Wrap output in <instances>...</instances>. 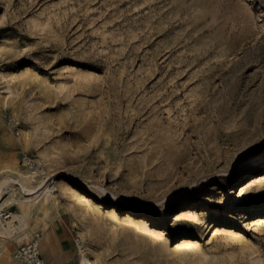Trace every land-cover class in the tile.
<instances>
[{
	"label": "rangeland",
	"instance_id": "374dc122",
	"mask_svg": "<svg viewBox=\"0 0 264 264\" xmlns=\"http://www.w3.org/2000/svg\"><path fill=\"white\" fill-rule=\"evenodd\" d=\"M259 151L264 0H0V264H264Z\"/></svg>",
	"mask_w": 264,
	"mask_h": 264
},
{
	"label": "bare ground",
	"instance_id": "6f19581e",
	"mask_svg": "<svg viewBox=\"0 0 264 264\" xmlns=\"http://www.w3.org/2000/svg\"><path fill=\"white\" fill-rule=\"evenodd\" d=\"M264 151H259L257 153H254L252 154L251 156L245 158L241 164L239 165L238 167V181H241V180H244V177L246 175V173L248 171H250V169H248L250 166L252 165H255L256 167L260 166L263 162H264V154H263ZM42 154V153H40ZM43 156V155H42ZM45 156V155H44ZM248 169V170H247ZM254 169V168H253ZM70 177L72 179H74V177L72 175H70ZM69 180V179H68ZM49 181V180H48ZM48 181H44L43 183H41L39 185V187L36 189V186L35 187H28L27 190L32 192V193H37L39 190H41L40 192H47L49 193L50 191L52 192V189L54 188V186L52 185V183H48ZM65 182V181H63ZM65 184V183H63ZM69 184V183H68ZM67 183L65 185H68ZM85 186V185H84ZM89 187V185H86ZM63 187H65L63 185ZM70 187V186H69ZM67 187V188H69ZM90 188V187H89ZM64 189V188H63ZM62 189V190H63ZM105 190V189H104ZM93 191V190H92ZM64 192H67V189H64ZM79 192V191H78ZM106 194H111L109 193V191H105ZM46 194V193H45ZM97 197L98 200H106L105 196L102 194V193H94ZM33 195V194H32ZM39 195V193H38ZM42 196V195H41ZM48 196V195H47ZM95 197V198H96ZM35 198V197H34ZM121 198H118V197H115V201H113V203L117 204V205H121L123 204L122 203V199L120 200ZM34 200V199H33ZM56 201V200H54ZM180 201H181V197H178V198H175L173 199L171 202H169V205L168 206H172V207H177L179 204H180ZM29 203V202H27ZM112 204V203H111ZM1 204H0V209H1ZM21 206V205H20ZM3 207V206H2ZM22 207V212H16V213H12V222L9 224V226H5L6 229H9V230H12V229H15V228H19L21 226H24V223H25V220L24 218L26 217V215H28V207H25L24 206H21ZM127 210H137V207L135 206V204L133 203H130L127 205ZM169 211V207H166V210H165V214H167ZM30 214V213H29ZM0 221H2L0 219ZM17 221H21L20 224H17ZM4 225V224H3ZM28 226V225H27ZM43 246L44 248H46V244H45V239L43 241ZM48 247V246H47ZM81 261L84 263V264H92L90 258H89V254L88 252H85L84 250H82V256H81Z\"/></svg>",
	"mask_w": 264,
	"mask_h": 264
},
{
	"label": "built area",
	"instance_id": "2783aa9c",
	"mask_svg": "<svg viewBox=\"0 0 264 264\" xmlns=\"http://www.w3.org/2000/svg\"><path fill=\"white\" fill-rule=\"evenodd\" d=\"M8 125L13 130H16L17 133L19 132V128L17 125L16 120L12 118H8ZM21 161L23 165L26 167H29L33 170V172H40L41 166L37 162L36 158L31 153H24L21 157ZM11 211L7 210H0V216H3L4 219L9 221L11 219ZM41 239H42V233L40 231L35 232L33 237L19 245L13 253L14 258L23 263V264H47V260L43 256L41 252ZM75 243L78 246V248L82 249L84 247V241L81 237L77 236L75 238Z\"/></svg>",
	"mask_w": 264,
	"mask_h": 264
},
{
	"label": "crops",
	"instance_id": "0c3cea01",
	"mask_svg": "<svg viewBox=\"0 0 264 264\" xmlns=\"http://www.w3.org/2000/svg\"><path fill=\"white\" fill-rule=\"evenodd\" d=\"M71 222L67 221V217H63V215H60L56 218V223L54 225V229L52 232H50L52 237H58L63 236V241H69L71 238V229L74 230L73 225H70ZM45 244L47 246V242L45 239Z\"/></svg>",
	"mask_w": 264,
	"mask_h": 264
}]
</instances>
